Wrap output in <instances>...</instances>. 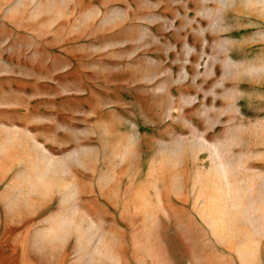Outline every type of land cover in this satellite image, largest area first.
I'll list each match as a JSON object with an SVG mask.
<instances>
[{"label": "rangeland", "instance_id": "obj_1", "mask_svg": "<svg viewBox=\"0 0 264 264\" xmlns=\"http://www.w3.org/2000/svg\"><path fill=\"white\" fill-rule=\"evenodd\" d=\"M11 230L32 264H264V0H0Z\"/></svg>", "mask_w": 264, "mask_h": 264}, {"label": "crops", "instance_id": "obj_2", "mask_svg": "<svg viewBox=\"0 0 264 264\" xmlns=\"http://www.w3.org/2000/svg\"><path fill=\"white\" fill-rule=\"evenodd\" d=\"M14 233L15 231L11 230L0 239V264H32L23 256L22 251L25 247L21 248L23 242L17 240Z\"/></svg>", "mask_w": 264, "mask_h": 264}]
</instances>
